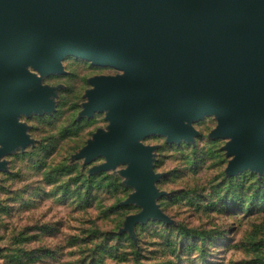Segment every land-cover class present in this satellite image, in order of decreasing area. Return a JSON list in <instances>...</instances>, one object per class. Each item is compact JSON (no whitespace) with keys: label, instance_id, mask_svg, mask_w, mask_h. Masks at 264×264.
I'll use <instances>...</instances> for the list:
<instances>
[{"label":"water","instance_id":"water-1","mask_svg":"<svg viewBox=\"0 0 264 264\" xmlns=\"http://www.w3.org/2000/svg\"><path fill=\"white\" fill-rule=\"evenodd\" d=\"M68 57L120 73L90 80L81 116L105 113L108 129L74 159H104L92 173L125 167L126 204L141 208L126 232L169 222L147 137L190 144L193 124L214 117L227 173L264 175V0H0V170L27 140L18 118L53 112L41 79L64 74Z\"/></svg>","mask_w":264,"mask_h":264},{"label":"rangeland","instance_id":"rangeland-1","mask_svg":"<svg viewBox=\"0 0 264 264\" xmlns=\"http://www.w3.org/2000/svg\"><path fill=\"white\" fill-rule=\"evenodd\" d=\"M62 66L41 79L54 90L53 112L20 116L27 140L1 160L0 264H264V175L227 173L226 141L210 138L214 117L193 124L190 144L142 140L155 149L156 204L169 222L126 232L141 208L126 204L135 191L125 167L92 173L104 159H74L108 129L105 113L81 116L90 80L120 73L74 57Z\"/></svg>","mask_w":264,"mask_h":264}]
</instances>
